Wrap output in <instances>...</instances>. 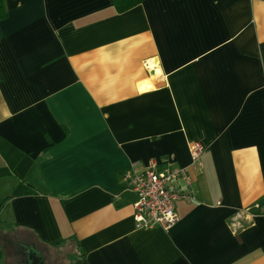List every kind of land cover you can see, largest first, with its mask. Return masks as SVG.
I'll return each mask as SVG.
<instances>
[{
    "label": "crops",
    "instance_id": "crops-1",
    "mask_svg": "<svg viewBox=\"0 0 264 264\" xmlns=\"http://www.w3.org/2000/svg\"><path fill=\"white\" fill-rule=\"evenodd\" d=\"M5 7L0 237L20 264L18 242L46 264H264V0ZM192 141L174 186L194 199L136 229L123 171L188 167Z\"/></svg>",
    "mask_w": 264,
    "mask_h": 264
},
{
    "label": "built area",
    "instance_id": "built-area-1",
    "mask_svg": "<svg viewBox=\"0 0 264 264\" xmlns=\"http://www.w3.org/2000/svg\"><path fill=\"white\" fill-rule=\"evenodd\" d=\"M203 151L204 146L201 142L192 141L189 144L188 167H168L159 172L150 167L142 170L129 168L123 171V186L134 195L132 205L136 229L147 230L159 226L168 230L177 223L176 201L183 199L191 202L194 195L192 191L177 190L174 183L182 181L186 186L191 185L188 170L200 168Z\"/></svg>",
    "mask_w": 264,
    "mask_h": 264
},
{
    "label": "rangeland",
    "instance_id": "rangeland-1",
    "mask_svg": "<svg viewBox=\"0 0 264 264\" xmlns=\"http://www.w3.org/2000/svg\"><path fill=\"white\" fill-rule=\"evenodd\" d=\"M3 232L5 233V235H8L5 229H3ZM8 240H11V239L9 238L4 239V237H0V256H1L0 261H3V262L5 261L6 263H10V264H20L19 259H18V251H17L16 245H14L13 242L8 241ZM64 249L68 250L69 248L64 246ZM68 260L71 261V258H68L65 260L61 259L59 260V263L63 261L67 262Z\"/></svg>",
    "mask_w": 264,
    "mask_h": 264
},
{
    "label": "trees",
    "instance_id": "trees-1",
    "mask_svg": "<svg viewBox=\"0 0 264 264\" xmlns=\"http://www.w3.org/2000/svg\"><path fill=\"white\" fill-rule=\"evenodd\" d=\"M7 1L8 0H0V21H2L6 17L5 5H6ZM143 1L144 0H113V4H114L115 9L118 12H123V11H126V10L140 4ZM74 263L75 264H77V263L86 264L85 257H82L79 260L77 259ZM0 264H7V263L0 261Z\"/></svg>",
    "mask_w": 264,
    "mask_h": 264
},
{
    "label": "water",
    "instance_id": "water-1",
    "mask_svg": "<svg viewBox=\"0 0 264 264\" xmlns=\"http://www.w3.org/2000/svg\"><path fill=\"white\" fill-rule=\"evenodd\" d=\"M18 244L23 248L25 256L22 264H46L41 253L33 244L24 242H18Z\"/></svg>",
    "mask_w": 264,
    "mask_h": 264
}]
</instances>
